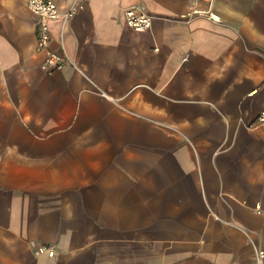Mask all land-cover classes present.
Instances as JSON below:
<instances>
[{
    "label": "crops",
    "instance_id": "0c3cea01",
    "mask_svg": "<svg viewBox=\"0 0 264 264\" xmlns=\"http://www.w3.org/2000/svg\"><path fill=\"white\" fill-rule=\"evenodd\" d=\"M37 21L0 0V264H255L264 0L86 1L51 73Z\"/></svg>",
    "mask_w": 264,
    "mask_h": 264
},
{
    "label": "built area",
    "instance_id": "2783aa9c",
    "mask_svg": "<svg viewBox=\"0 0 264 264\" xmlns=\"http://www.w3.org/2000/svg\"><path fill=\"white\" fill-rule=\"evenodd\" d=\"M90 0H72L70 5L65 10H61L55 0H27V6L30 11L37 17V49H47V55L42 68L51 73L54 70L60 69L65 63L76 66V63L66 54L59 53L49 49L51 41L50 22L59 20L62 25L76 15L84 8L85 2ZM125 20L127 25L135 31H146L151 27L153 16L142 8L131 5L124 9ZM205 15L208 18L219 21L220 16L211 11L210 8L202 9L197 6L191 7L186 16ZM257 125L264 127V109L257 116ZM254 211L257 214L264 213V209L256 206ZM51 249L46 246L39 247L36 252L46 251ZM255 264H264V248H254Z\"/></svg>",
    "mask_w": 264,
    "mask_h": 264
}]
</instances>
